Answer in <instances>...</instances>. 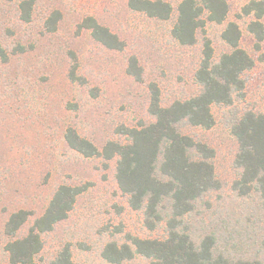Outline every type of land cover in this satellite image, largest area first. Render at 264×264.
I'll list each match as a JSON object with an SVG mask.
<instances>
[{
  "label": "rangeland",
  "instance_id": "rangeland-1",
  "mask_svg": "<svg viewBox=\"0 0 264 264\" xmlns=\"http://www.w3.org/2000/svg\"><path fill=\"white\" fill-rule=\"evenodd\" d=\"M20 1L0 0V44L7 55L6 60L0 56V264H11L6 249L11 238L5 232L10 215L19 210L32 213L18 234L23 237L60 185L87 188L69 217L43 236L38 264H51L66 245L75 264H111L102 256L108 243L122 244L129 236L164 238L165 225L148 230L143 211L131 209L119 189L117 158H87L69 147L65 133L73 128L102 150L108 141L126 142L117 133L120 126L138 128L154 120L148 111L151 83L158 86L163 106L200 93L195 72L204 36L212 41L218 60L229 51L222 39L229 22L240 26V46L255 59V66L244 74L243 99L229 107H212L213 128L182 127L184 134L214 149L215 172L222 184L220 191L200 202L189 220L195 238L214 234L221 248L238 257L264 254L259 199L240 197L232 189L240 171L234 163L238 144L231 124L244 112L264 111V62L247 29L254 17L242 13L252 0H226V21L207 23L206 33L199 32L194 46H182L172 36L181 0H167L174 7L167 21L132 11L128 0H36L28 23L20 19ZM57 11L62 16L57 30L47 32L45 22ZM90 16L117 34L124 50L106 48L81 28ZM133 57L142 71L140 81L128 72ZM74 68L79 81L70 78ZM134 262L146 260L138 257Z\"/></svg>",
  "mask_w": 264,
  "mask_h": 264
},
{
  "label": "trees",
  "instance_id": "trees-1",
  "mask_svg": "<svg viewBox=\"0 0 264 264\" xmlns=\"http://www.w3.org/2000/svg\"><path fill=\"white\" fill-rule=\"evenodd\" d=\"M14 1V0H7ZM36 0L19 2L20 19L31 22ZM132 11L149 18L169 20L174 12L167 0H128ZM244 16L254 19L248 31L255 39L264 62V1L252 0L242 8ZM229 14L226 0H181L177 18L172 28L173 38L182 46L198 43L199 32L206 33L207 23L223 24ZM60 12H54L45 22L47 32H55L61 20ZM81 28L89 30L92 37L108 49L122 51L125 43L120 37L101 25L94 17H87ZM242 31L236 22H229L222 39L229 47L218 60L214 59L212 41L204 36L202 59L195 72L200 93L177 100L168 106L161 103V92L155 83L150 84L148 111L154 120L138 128L124 125L117 133L126 142L108 141L102 150L90 140L68 128L65 140L70 148L87 158H117L116 181L119 189L128 197V204L135 211H143L144 224L150 231L165 225L164 238L142 239L129 236L122 244L108 243L103 258L111 264H264L261 252L254 258L238 257L227 248L219 246L220 238L209 234L195 238L189 218L212 192L221 190L213 159L215 151L207 144L184 134L182 127L191 125L211 129L215 125L213 106H232L235 100L245 96L244 74L255 66V59L240 46ZM19 51L23 48L19 46ZM0 56L7 55L0 44ZM129 74L138 81L142 71L137 59L131 58ZM72 81H79L75 68L70 73ZM231 134L238 144L235 167L240 171L232 183L233 191L240 197L256 195L264 211V111H247L236 116L231 124ZM87 185H60L44 213L34 219L23 237L18 234L30 221L32 213L19 210L10 215L5 232L11 238L6 249L11 264H38L37 255L44 248L45 234L65 221L74 209L77 198ZM51 264H75L69 245L63 247Z\"/></svg>",
  "mask_w": 264,
  "mask_h": 264
}]
</instances>
